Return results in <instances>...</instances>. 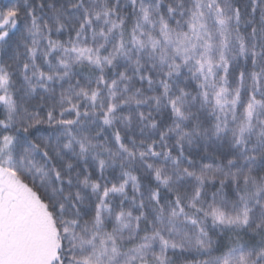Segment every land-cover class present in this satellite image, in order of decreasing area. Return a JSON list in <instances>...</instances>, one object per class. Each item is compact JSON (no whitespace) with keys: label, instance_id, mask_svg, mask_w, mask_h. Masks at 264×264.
<instances>
[{"label":"snow or ice","instance_id":"obj_1","mask_svg":"<svg viewBox=\"0 0 264 264\" xmlns=\"http://www.w3.org/2000/svg\"><path fill=\"white\" fill-rule=\"evenodd\" d=\"M0 264H264V0H0Z\"/></svg>","mask_w":264,"mask_h":264}]
</instances>
